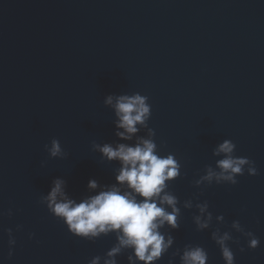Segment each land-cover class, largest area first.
I'll return each mask as SVG.
<instances>
[{"label": "water", "instance_id": "water-1", "mask_svg": "<svg viewBox=\"0 0 264 264\" xmlns=\"http://www.w3.org/2000/svg\"><path fill=\"white\" fill-rule=\"evenodd\" d=\"M136 93L148 97L151 116L124 140L104 101ZM141 137L180 163L170 190L181 202L201 192L192 181L215 167L225 139L258 170L203 188L199 202L224 224L197 231L198 211L182 208L173 248L157 264L185 244L204 247L206 264H225L211 231L233 220L260 240L249 249L233 232L235 264H264V0H0V264H88L109 250L114 235L75 237L39 200L54 178L77 200L99 191L87 187L91 179L116 183L119 161L95 146ZM53 138L62 159L44 149ZM7 228L16 238L11 259Z\"/></svg>", "mask_w": 264, "mask_h": 264}, {"label": "clouds", "instance_id": "clouds-1", "mask_svg": "<svg viewBox=\"0 0 264 264\" xmlns=\"http://www.w3.org/2000/svg\"><path fill=\"white\" fill-rule=\"evenodd\" d=\"M104 102L114 109L118 118L117 128L124 130L116 132L118 137L132 140L133 134L138 132L137 125L148 127L151 105L147 96L139 93L109 95ZM149 132L150 136L155 135L154 130L149 129ZM95 147L108 161H119L116 183L99 185L91 179L87 187L90 190L99 188V191L77 200L66 191L64 179L54 178L50 190L39 200L49 214L61 221L75 237L94 242L102 236L114 235L113 246L103 255L92 257L88 264H119L117 257L125 252L128 253V264H157L173 248L174 237L170 230L179 228L182 208L198 211L192 217L197 231L210 229L214 219L218 225L224 224V216L216 215L214 218L206 200L199 202L203 188L213 183L236 185L237 177L244 175L245 171L251 176L258 175L255 162L237 156L235 143L225 139L214 149V155L222 157L216 161L215 167L207 166L205 174L192 181L201 192L195 198L181 202L170 190L171 182L181 176V165L174 155H161L154 139L141 137L135 145L119 143L114 147L106 143ZM44 149L50 158L66 156L56 138L45 144ZM5 214L11 216L12 209ZM21 230L22 225H17L16 231ZM5 232L8 236L7 259H11L16 238L13 229L7 228ZM233 232L246 238L249 249H256L260 244L259 238L246 231L239 220H233L225 231L216 227L211 231V239L219 247L225 264H235L231 244L239 245L240 241L234 239ZM33 236L30 233L29 239ZM239 250L243 252L245 249L240 247ZM177 257L179 264H206L208 261L206 249L198 244L175 248L167 264H175Z\"/></svg>", "mask_w": 264, "mask_h": 264}]
</instances>
